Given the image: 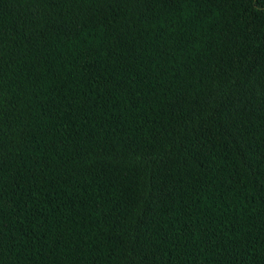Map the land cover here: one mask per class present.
I'll return each instance as SVG.
<instances>
[{
  "label": "trees",
  "instance_id": "16d2710c",
  "mask_svg": "<svg viewBox=\"0 0 264 264\" xmlns=\"http://www.w3.org/2000/svg\"><path fill=\"white\" fill-rule=\"evenodd\" d=\"M0 264H264V0H0Z\"/></svg>",
  "mask_w": 264,
  "mask_h": 264
}]
</instances>
